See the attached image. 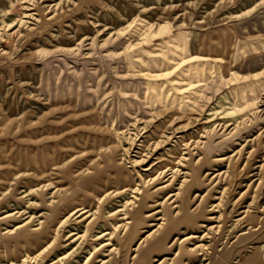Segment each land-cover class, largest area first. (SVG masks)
Masks as SVG:
<instances>
[{
	"label": "rangeland",
	"instance_id": "obj_1",
	"mask_svg": "<svg viewBox=\"0 0 264 264\" xmlns=\"http://www.w3.org/2000/svg\"><path fill=\"white\" fill-rule=\"evenodd\" d=\"M0 264H264V0H0Z\"/></svg>",
	"mask_w": 264,
	"mask_h": 264
}]
</instances>
